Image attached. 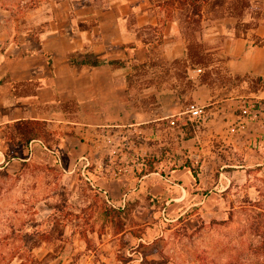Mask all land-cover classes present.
I'll use <instances>...</instances> for the list:
<instances>
[{
	"label": "rangeland",
	"instance_id": "1",
	"mask_svg": "<svg viewBox=\"0 0 264 264\" xmlns=\"http://www.w3.org/2000/svg\"><path fill=\"white\" fill-rule=\"evenodd\" d=\"M124 1L0 0V30L13 42L35 41L50 16L113 33L116 16L126 15L148 44L142 62V52L130 58L145 67L122 70L123 93L104 126L72 103L73 129L41 125L26 143L24 123L0 127V264H257L264 67L250 59L231 68L241 32L228 16L211 21L217 8L205 6L188 36L176 0H146V9ZM143 8L159 14L160 27L136 28ZM243 36L251 48L255 31ZM109 208L119 210L116 224L104 217Z\"/></svg>",
	"mask_w": 264,
	"mask_h": 264
},
{
	"label": "crops",
	"instance_id": "2",
	"mask_svg": "<svg viewBox=\"0 0 264 264\" xmlns=\"http://www.w3.org/2000/svg\"><path fill=\"white\" fill-rule=\"evenodd\" d=\"M140 1L148 8L146 0ZM145 9L135 14L136 28L160 27L159 14L148 16ZM125 16H116L113 33L81 29L78 20L69 17L60 21V16L46 18L48 25L35 41L24 37L19 43L13 42L10 33L0 30V127L18 121H42L54 130L73 129L76 123L67 106L72 103L81 107L84 115L92 113L98 119L95 127L104 126L107 110H111L115 95L119 103L125 84L121 77L124 69L114 68L110 62L137 57L142 62L148 45L128 29ZM228 19L226 22L232 24L233 18ZM223 20L211 21L219 24ZM258 29L255 36H263ZM141 52L142 56L134 57ZM228 52L232 59L228 64L234 61L233 69L250 59L253 65L264 67V60L256 58L264 59V47L248 48L243 35L232 39Z\"/></svg>",
	"mask_w": 264,
	"mask_h": 264
},
{
	"label": "trees",
	"instance_id": "3",
	"mask_svg": "<svg viewBox=\"0 0 264 264\" xmlns=\"http://www.w3.org/2000/svg\"><path fill=\"white\" fill-rule=\"evenodd\" d=\"M176 2L179 9L184 11V19L180 17V28L184 30V33L188 36L189 34L191 35L192 32L198 30L197 28L199 27V24L201 22L202 10L205 6L217 8L216 13H214L211 20L223 19L226 16L233 18L236 21L235 29L239 30L241 32V35H244L248 31L257 30L259 27V19H261L262 17V10L264 12V0H262L260 3L253 2L252 0H176ZM247 17L248 23H242ZM146 28H149L150 30L156 29L151 26ZM252 46L264 47V35L261 37L254 36ZM188 55L192 60L193 58L198 57L197 53H192L190 50L188 52ZM196 63H200L199 57L197 58ZM110 65L114 68L122 69H125L127 67L130 69L145 67V63L141 65H135L133 61L123 59L112 60L110 62ZM203 77L204 76H202L200 82L202 84H208V80ZM23 123L25 126L20 129L19 133L23 136L29 135L25 140L26 143L38 140L37 136L43 133V130L40 126L46 125V123L42 121H18L14 124L22 125ZM151 168L152 164L149 165L150 170ZM184 168L189 170L194 180L198 179L197 170L193 169L189 164L184 165ZM62 209L64 210V207ZM62 209H60V211H62ZM118 211V209H105L103 211L104 217L109 218L111 220V223L114 222L113 224H116L115 218L116 214L118 217ZM253 228L259 237V244L257 245L255 252L257 255L262 256V261L258 262L257 264H264V227L255 225L253 226Z\"/></svg>",
	"mask_w": 264,
	"mask_h": 264
}]
</instances>
